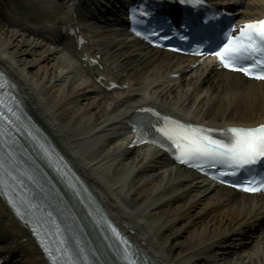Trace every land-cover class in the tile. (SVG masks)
Listing matches in <instances>:
<instances>
[{
  "label": "bare ground",
  "instance_id": "bare-ground-1",
  "mask_svg": "<svg viewBox=\"0 0 264 264\" xmlns=\"http://www.w3.org/2000/svg\"><path fill=\"white\" fill-rule=\"evenodd\" d=\"M91 1L0 0V9L24 4L59 13L87 40L80 50L47 44L41 31L52 25L21 24L0 10V70L111 218L156 264H264V195L214 186L153 146L129 148L126 125L133 110L150 105L207 126H256L264 123V82L217 70L210 60L192 67L196 59L92 25ZM263 16L264 0H247L240 15ZM86 55L98 66L85 67ZM109 82L121 89L106 91ZM25 233L0 201L1 256H12L10 264H45Z\"/></svg>",
  "mask_w": 264,
  "mask_h": 264
},
{
  "label": "snow or ice",
  "instance_id": "snow-or-ice-1",
  "mask_svg": "<svg viewBox=\"0 0 264 264\" xmlns=\"http://www.w3.org/2000/svg\"><path fill=\"white\" fill-rule=\"evenodd\" d=\"M209 54L217 57L220 64L227 69L242 72L250 78L264 80V19L245 23L235 35L232 32L225 33L221 46ZM0 119L7 120L8 117L0 111ZM164 119L166 123L156 130L171 142L176 158L181 163L201 167V170L202 166L198 162H206L212 166L222 165L232 170L230 173H221L225 175L235 174L240 169L251 168L264 161V124L254 127H230L226 131L221 130L225 132L223 138H216L209 134L213 131L211 129L183 124L169 117ZM6 178L15 179L5 162L0 160V184L8 187ZM237 186L245 191L259 190L258 187H250L248 184ZM259 187L264 188V180ZM10 203L16 207L15 202L10 200ZM21 204H27L31 209L38 208L23 199ZM17 213L20 214L19 208ZM48 215L51 216V213ZM60 244L63 245L64 242L61 241ZM56 251L60 253L62 248H57ZM63 252L67 254L66 249H63ZM67 261L68 264H77L71 254H67ZM128 264L132 262L129 260Z\"/></svg>",
  "mask_w": 264,
  "mask_h": 264
},
{
  "label": "rangeland",
  "instance_id": "rangeland-1",
  "mask_svg": "<svg viewBox=\"0 0 264 264\" xmlns=\"http://www.w3.org/2000/svg\"><path fill=\"white\" fill-rule=\"evenodd\" d=\"M17 7L18 8L16 9L15 7H12V9L10 7V9H8V12H13L14 15L27 19L32 24H45V23L58 24L60 22H63V17L59 13L57 15H52L50 13H45V14L38 13V12L32 11L30 7H26V5L24 4L18 5ZM6 9L1 8V11H4Z\"/></svg>",
  "mask_w": 264,
  "mask_h": 264
}]
</instances>
